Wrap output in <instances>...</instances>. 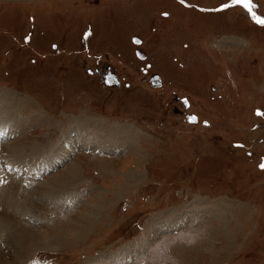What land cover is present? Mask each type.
<instances>
[{
  "label": "rangeland",
  "instance_id": "obj_1",
  "mask_svg": "<svg viewBox=\"0 0 264 264\" xmlns=\"http://www.w3.org/2000/svg\"><path fill=\"white\" fill-rule=\"evenodd\" d=\"M229 3L0 0V92L29 99L28 130L0 127V264H264V27ZM96 57L119 85L88 73ZM84 115L138 136L84 146Z\"/></svg>",
  "mask_w": 264,
  "mask_h": 264
},
{
  "label": "bare ground",
  "instance_id": "obj_2",
  "mask_svg": "<svg viewBox=\"0 0 264 264\" xmlns=\"http://www.w3.org/2000/svg\"><path fill=\"white\" fill-rule=\"evenodd\" d=\"M144 58H145V55H144ZM138 59L143 60V58H138ZM153 87H156V86H153ZM1 100H2V102L4 104L0 108V127L1 128L7 127L10 130L13 127L12 128V131L15 130V131H17L16 133H18V132L21 133L24 130H28L29 125H28L27 121H25L24 119H22L21 117H19L18 114H19V106L21 104L29 101V99L27 100L25 97L24 98L23 97L22 98H19L16 94H14V93H12L10 91H1L0 92V103H1ZM40 120L42 121V120H44V118L43 119H40ZM83 124H89V125L94 126L95 129H96V133H92V136L89 135V134H86L85 133L86 129L83 128ZM69 125H72L73 132L76 134V137L74 139H76L77 141H80L81 143H84V146H87V147L96 146L97 148H101V149L103 148V149H106L107 150V149H109L111 147H114V148L115 147H118L119 141L122 140V139H128V140H130L132 142V141H134L133 138H136L138 136L137 131L135 130V128L134 129L132 128V125H129V126L128 125H123L122 126V125H118V123L117 124H110V123L105 122V121H101V120H98L97 121V120H94L92 118H88L86 115L82 116L81 118L80 117L75 118L73 116V118L70 120V124ZM7 134H9V133H7ZM7 134L1 135V136L2 137L3 136H7ZM68 137L69 136H67L65 134L62 138L63 139L64 138L67 139ZM102 137H107V138L106 139H103ZM65 143L67 144L68 143V140L65 141ZM58 145L55 146V147H58ZM73 145H75V144H73ZM39 147H41L39 144L38 145H34V148H32L31 151H34V152L35 151H38L39 150ZM43 147H51V145L50 144H46ZM20 151L18 149L10 150V153H8V155L10 154L11 157H14L17 162L18 161H22L23 159H25V157L22 156V153H20ZM48 167L50 168V164L49 163H48ZM77 168H75V171H74L75 176L72 175L73 177L68 178L69 180L65 178L66 180H68V183L71 182V181H73V178H76L77 179V177L79 176V173L76 170ZM58 178H59V180H58ZM127 180L130 181L128 183L129 185L130 184H135L139 180V176H137L135 174H130L127 177ZM61 181H62L61 177L58 176L56 178V183H61ZM0 187H2V189H4V187L2 185H0ZM116 197H118V195H116ZM4 199H8V198H5L4 197ZM0 202L1 203H4L6 201L3 200V198H2V201L0 199ZM99 202H97V203H99ZM97 203H95V204L97 205ZM14 204H15V208H16V204H18V202L17 203L14 202ZM7 206H9V205H7ZM17 206H19V207L22 208L23 205L22 204H18ZM96 208H97V210H94L93 209L90 212L89 216L84 219V223L85 224L87 223V226L88 225H91L92 223H94L95 219H97L96 218L97 216L99 217V215L101 213V210H102V207L101 206H97ZM0 221H2L3 224H8L9 223L8 221H6L4 219H0ZM11 221H12V219L10 218V222ZM161 226H163V225H161ZM80 227H82V225H80L79 228ZM59 236H61V235H59ZM59 236H55L57 242L55 240H51V241H49L47 243H46V241H38V242H36L34 244V246L35 247H38V245L40 243H44V242H45V245H43V246H46V247H50V245L53 244V243L62 244L63 239L61 237H59ZM28 247H32V243L28 244Z\"/></svg>",
  "mask_w": 264,
  "mask_h": 264
},
{
  "label": "snow or ice",
  "instance_id": "obj_3",
  "mask_svg": "<svg viewBox=\"0 0 264 264\" xmlns=\"http://www.w3.org/2000/svg\"><path fill=\"white\" fill-rule=\"evenodd\" d=\"M180 3L184 4L185 0H180ZM235 6L243 7L250 14L251 18L257 25L264 27V17H261L255 11V9L258 6L254 4L253 0H230L229 4L223 5L222 8L217 9V11L226 10L230 7H235ZM164 15H167V13H165ZM27 41H28V38H26V42ZM134 42L137 44L141 43V41L139 40H135ZM257 115L264 117V113H261V112H257ZM191 122L193 123L196 122L194 117L191 118ZM238 147H243V145H239ZM260 167H261V170H264V164H261Z\"/></svg>",
  "mask_w": 264,
  "mask_h": 264
},
{
  "label": "water",
  "instance_id": "obj_4",
  "mask_svg": "<svg viewBox=\"0 0 264 264\" xmlns=\"http://www.w3.org/2000/svg\"><path fill=\"white\" fill-rule=\"evenodd\" d=\"M133 41L135 40H139L140 39L138 37H133L132 38ZM136 55L139 57V58H143L144 59V54L141 53L140 51H136ZM103 82L105 85H111V84H114V85H118L119 82L118 80L116 79L115 75L113 73H109V75H103ZM150 84L151 86H160L161 85V81H159V77L158 76H153L150 78ZM183 102H185V104H187V99L186 98H182ZM195 118L196 122H197V116L195 114H187L186 115V120L190 123H193L191 122V118Z\"/></svg>",
  "mask_w": 264,
  "mask_h": 264
},
{
  "label": "flooded vegetation",
  "instance_id": "obj_5",
  "mask_svg": "<svg viewBox=\"0 0 264 264\" xmlns=\"http://www.w3.org/2000/svg\"><path fill=\"white\" fill-rule=\"evenodd\" d=\"M90 58H93V57H90ZM96 59H97V62L95 63V60H94V63H93L94 67L92 69L89 68V70H91V74L96 75L99 78V80L101 81V83L103 84L104 83V82H102V80L104 79L103 75H109L110 71L116 73L115 68L111 67L110 65H108L106 63H99L100 58H98V57H96ZM146 71H144V72H146ZM179 100L182 102V104H184V107L189 108L190 104H188V106H186L185 103L181 99H179ZM186 113H188V112H186ZM62 133H63L62 135L64 136L65 134L63 131H62Z\"/></svg>",
  "mask_w": 264,
  "mask_h": 264
}]
</instances>
